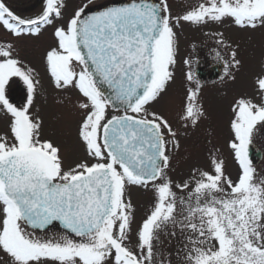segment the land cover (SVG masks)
<instances>
[{"label": "snow or ice", "instance_id": "obj_1", "mask_svg": "<svg viewBox=\"0 0 264 264\" xmlns=\"http://www.w3.org/2000/svg\"><path fill=\"white\" fill-rule=\"evenodd\" d=\"M90 4L43 0L38 15L22 18L0 0L6 33L0 112L8 119V132L0 134V264H171L154 250V239L161 223L178 217L188 232L184 264H264V175L249 158L254 129L264 127V70L255 77V94L231 103L235 180L214 148L206 166L173 179L181 136L206 118L203 86L191 73L184 74L175 125L155 107L177 83L179 29L230 20L256 32L264 29V0H198L177 12L169 0H129L102 10ZM48 29L54 43L44 63L56 103L79 117L76 140L84 156L72 161L55 132L46 134L35 108L39 73L17 43ZM211 35L227 50L225 76L234 81L243 66L239 44L222 32ZM14 77L27 86L24 107L6 95ZM133 188L152 194L139 224ZM55 223L63 231L49 233Z\"/></svg>", "mask_w": 264, "mask_h": 264}, {"label": "rangeland", "instance_id": "obj_2", "mask_svg": "<svg viewBox=\"0 0 264 264\" xmlns=\"http://www.w3.org/2000/svg\"><path fill=\"white\" fill-rule=\"evenodd\" d=\"M5 2L15 15L22 18L35 17L44 6L43 0H5ZM35 2L37 3L35 4ZM83 2L87 3L88 0H83ZM125 2H129V0H91L90 7ZM197 2L198 0H169L173 12L179 11L185 4ZM79 3L81 0H73V4ZM33 5L36 7L33 8ZM178 32L177 83L170 89V96L155 107L163 111L175 125L176 112L183 92L184 74L191 73L193 80H198L203 86L201 100L206 118L201 120L198 127L189 130L187 135L181 136L179 151L174 154L172 161L173 179H182L187 176L189 170L194 166H206L208 151L214 148L222 158L226 159L227 172L235 180L240 170L228 148V140L231 135L229 131L230 108L234 97L240 94H255V77L264 70V29H259L256 32L242 31L230 20H225L223 24L210 23L206 26L185 24ZM216 32L224 33L228 41L238 43L240 46V58L243 60V66L239 71L234 72L236 77L234 81L228 79L225 74L219 80L212 82L201 80L195 76L197 69L209 71L211 65H222L225 70L227 50L217 47L211 35ZM0 35H6L2 28H0ZM17 43L21 58L39 73L40 85H38L35 108H38L44 117L46 134L50 135L55 132L53 138L67 148V158L70 161L83 157V147L76 140V121L79 117L56 103L59 96L53 90L50 77L45 70V50L54 43L51 29L45 31L39 39L24 38ZM217 52L220 53L219 56ZM218 81L224 82L219 84ZM6 95L15 106L24 107L27 103V86L22 80L14 77L6 86ZM7 125V117L0 112V134L8 132ZM253 135L252 142H255L264 151V127L258 126L254 129ZM258 166L256 171L264 175V158ZM131 199L136 206V221L139 224L152 205V194L133 188ZM179 220L178 217V222L175 224L172 222L161 223L155 233L154 250L160 254L162 260L170 259L171 264H184L183 257L188 232L181 230ZM62 231L56 224L49 229V233Z\"/></svg>", "mask_w": 264, "mask_h": 264}, {"label": "water", "instance_id": "obj_3", "mask_svg": "<svg viewBox=\"0 0 264 264\" xmlns=\"http://www.w3.org/2000/svg\"><path fill=\"white\" fill-rule=\"evenodd\" d=\"M249 157H250V154H249Z\"/></svg>", "mask_w": 264, "mask_h": 264}]
</instances>
